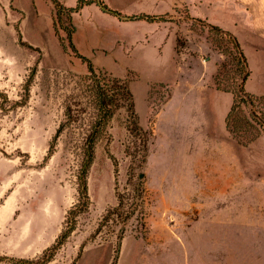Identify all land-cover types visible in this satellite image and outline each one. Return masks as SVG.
<instances>
[{
	"label": "rangeland",
	"instance_id": "374dc122",
	"mask_svg": "<svg viewBox=\"0 0 264 264\" xmlns=\"http://www.w3.org/2000/svg\"><path fill=\"white\" fill-rule=\"evenodd\" d=\"M51 11L49 0H0V264H264V100L241 105L237 118L254 111L260 121L248 119L234 138L227 131L187 138L183 129L177 137L160 112L167 86L150 89L142 133L124 103L95 140L88 208L57 245L80 201L96 82L116 89L106 81L117 78L97 70L93 78L62 52ZM172 17L177 45L191 42L196 81L215 87L218 74L222 87L240 84L241 65L225 37L190 20L184 3ZM76 22L82 32L83 20Z\"/></svg>",
	"mask_w": 264,
	"mask_h": 264
},
{
	"label": "crops",
	"instance_id": "0c3cea01",
	"mask_svg": "<svg viewBox=\"0 0 264 264\" xmlns=\"http://www.w3.org/2000/svg\"><path fill=\"white\" fill-rule=\"evenodd\" d=\"M102 2L125 17L156 18L153 21H122L103 12L95 3L72 15L73 44L78 52L112 77L124 79L129 74L128 87L140 125L148 115L146 103L150 89L167 86L170 94L160 112L166 114L170 134L180 137L183 129L184 136L193 139L226 135L225 119L232 105V94L196 81L201 76L191 68L194 65L192 57L183 69L176 67L175 49L180 29L172 17V0ZM181 2L190 20L206 22L237 40L249 71L245 92L257 98L264 97V0ZM76 16L83 20L82 32ZM210 63L215 70L216 61Z\"/></svg>",
	"mask_w": 264,
	"mask_h": 264
},
{
	"label": "trees",
	"instance_id": "16d2710c",
	"mask_svg": "<svg viewBox=\"0 0 264 264\" xmlns=\"http://www.w3.org/2000/svg\"><path fill=\"white\" fill-rule=\"evenodd\" d=\"M52 11L50 15V22H51V29L53 32V35L61 48L62 52L69 58L71 56L76 57L79 59L82 63H85L87 65L88 71L92 74L93 78H95V71L97 70L99 73L101 71H104L102 68L99 70L92 64V62L82 56L76 47L73 44V35L75 32V28L72 24V15L75 13H78L84 6H88L92 3H95L103 12H106L108 14H111L122 21H133V20H142L146 19L147 21H153L156 18L154 17H147V16H133V17H125L121 14L110 10L107 8L102 0H77V4L74 8H66L60 0H49ZM158 19H162V17H159ZM197 23L202 24L203 22L196 20ZM66 24H68V27H66ZM209 28L214 30L217 34L220 36H223L227 39L228 43L231 45L233 51H235L237 55L238 63L241 65V82L234 88H227L222 87L219 83V75L216 74L214 77V85L215 88L219 91L230 93L233 96L232 105L231 108L226 116L225 119V127L226 131L234 138L237 135V132L239 133L241 127L243 124L248 123V119L256 122L260 121L259 118H257L255 112H250L248 115V118L242 115V118H237V116L241 113V105H252L255 100H264V97H254L252 95H249L244 90V84L249 76V71L246 64V59L240 49V46L237 42V40L228 32L223 31L217 27L209 25ZM62 33V34H60ZM105 73V72H104ZM111 82L112 84H116L117 88H106V84L102 83V86H99V82H96L97 84V101H98V115L96 118V121L93 126V131L91 134V137L89 138L88 143V162L83 168L81 175L79 176L80 181V201L73 207L72 210L68 212L67 216V223H71L69 228L61 233V235L58 237L57 245L61 246L66 239L70 236V234L73 232L75 228V220L76 218L83 212H85L88 208V197L86 192V186H85V177L88 165L92 159L93 156V144L95 140L99 137V135L103 132V130L107 127V124L109 123L110 119L113 117L115 112L119 109V107L127 103V113H128V121L134 125L135 130L137 132L142 133V129L138 126V117L136 115L135 109H134V101L132 94L128 87V79H115V80H108L106 83ZM120 93H123V96H121ZM247 120V121H246ZM131 131V130H130ZM253 139L249 140L251 142ZM249 142H241L242 145H247ZM121 236V235H120ZM58 248L53 247V250L49 252L48 259H51L54 256V252ZM119 253V248L115 250V254ZM49 260L43 259L38 264H46Z\"/></svg>",
	"mask_w": 264,
	"mask_h": 264
},
{
	"label": "built area",
	"instance_id": "2783aa9c",
	"mask_svg": "<svg viewBox=\"0 0 264 264\" xmlns=\"http://www.w3.org/2000/svg\"><path fill=\"white\" fill-rule=\"evenodd\" d=\"M173 8L176 9L180 7L181 0H172ZM173 9V10H174ZM182 45V46H181ZM191 42L189 38H184V42L176 46L175 49V64L178 70L183 69L186 65L188 60L190 59L192 48L190 47ZM202 63H205V58L201 59Z\"/></svg>",
	"mask_w": 264,
	"mask_h": 264
}]
</instances>
